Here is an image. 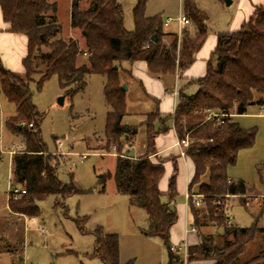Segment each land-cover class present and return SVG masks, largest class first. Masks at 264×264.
I'll return each instance as SVG.
<instances>
[{
  "label": "trees",
  "instance_id": "1",
  "mask_svg": "<svg viewBox=\"0 0 264 264\" xmlns=\"http://www.w3.org/2000/svg\"><path fill=\"white\" fill-rule=\"evenodd\" d=\"M147 1H138L133 10L134 29L128 31L124 9L118 0H91L87 10L81 9L82 0H73L72 28L79 30L85 40V50H82L75 40L57 38L62 27L56 16L57 6L49 4L48 0H0L9 31L24 34L29 40L23 75L7 70L0 57L1 90L17 110L6 122V127L15 137L23 136L26 142V150L12 159V182L15 187L25 188L27 194L9 201V210L18 216L37 218L40 215L37 204L49 196L65 200L80 193L74 185L60 181V158L50 153L43 141V117L32 100L34 78L40 77L36 85L41 90L46 81L57 76L61 88L74 96L86 90L89 76L101 75L106 78L105 96L109 109L105 136L110 145H116L119 154L114 174L108 172L98 176L102 192L113 180L117 192L129 199L131 207L148 213L150 229L145 234L164 241L169 254L167 264H185L171 251V232L178 222L175 207L179 195L178 165L173 162L168 191L163 193L160 183L169 160L158 164L151 160L158 151L157 137L168 133L171 129L167 123L173 122L178 137L189 136L191 142L186 156L194 165V176L188 192L203 197L201 208L195 206L192 197L189 200L190 227L200 231L212 224L220 231V234L203 236L197 247L189 249L188 261L208 259L215 264H264V249L251 260H242L257 235H264V228L258 223L250 228L229 226L224 210L226 196L252 193L244 181H232L228 172L236 166L241 151L254 147L256 133L243 129L232 117L220 125L209 121L207 116L213 111L245 115L253 105L264 106V7H257L240 30L217 36L206 76L181 89L173 115L164 116L158 112L159 125L147 126V153L133 159L123 155L126 146H132L131 139L138 130L123 125L127 101L120 73L132 76L134 64L145 62L152 77L175 80L195 63L208 38V16L194 0H184L185 15L192 25L180 42L176 33L166 31L160 18L147 17ZM48 13H52L50 17L46 16ZM84 56L86 61L79 66L78 60ZM125 64L128 67H124ZM195 86V95L186 94ZM257 94L262 97L256 100ZM79 228L86 234L84 227L79 225ZM95 237L94 258L103 264H134L121 261L117 235L99 228Z\"/></svg>",
  "mask_w": 264,
  "mask_h": 264
},
{
  "label": "rangeland",
  "instance_id": "2",
  "mask_svg": "<svg viewBox=\"0 0 264 264\" xmlns=\"http://www.w3.org/2000/svg\"><path fill=\"white\" fill-rule=\"evenodd\" d=\"M51 1L63 6L60 21L57 19L62 27V33L57 38L73 40L70 36L71 28L67 25L69 17L64 7L68 0H48V3L51 4ZM138 1L118 0L124 9L125 28L128 31L134 29L133 10ZM194 1L208 16V38L211 39L221 33L240 30L257 7H264V0H232L233 4L230 6L225 0ZM88 7L89 0H83L81 9L87 10ZM51 14L48 13L46 16L50 17ZM180 14H185L184 0L147 1V17H157L165 23L168 18L176 19ZM75 33L78 34L76 30ZM75 36L80 39L78 35ZM79 47L83 48L81 45ZM86 58L85 56L79 58L78 65L84 64ZM124 67L128 65L125 64ZM149 76L157 82L148 84L145 79H135L123 72L120 73L123 88L127 87L124 90L127 115L124 117L123 125L138 130L137 135L131 139L132 146H126L124 149V156H145L148 148L147 126L155 123L158 126L159 109L161 112L172 113L179 99L173 94H166L167 89L168 91L175 89L178 80H158ZM179 76L177 79L181 80L182 76ZM34 79L38 83L40 77L36 76ZM141 81H145L149 94L156 93L160 97L157 100L150 98ZM36 83L31 86L32 100L43 117L41 127L43 141L50 153L60 158V181L74 185L80 193L65 200L58 196H49L39 202L37 205L40 215L35 218L36 220L10 212L9 193L13 186L12 159L15 156L11 157L9 152L14 146L26 142L23 136L15 137L6 127V122L16 115L17 110L14 104L5 99L0 86V264H103L93 257L95 232L99 228L107 234L119 237L123 263L133 261L134 264H167L164 241L145 234L150 229L148 213L138 207H131L129 199L119 195L113 180L107 183L104 193L98 185L99 175L108 172L114 174L119 156L116 145H110L105 136L109 112L105 96L106 78L101 75L89 76L86 90L74 96L61 88L57 76L46 81L41 90L37 89ZM261 97L257 94L255 98L257 100ZM61 99H64L63 104L60 102ZM233 119L243 129L254 131L256 142L252 149L239 153L236 166L228 172L232 181H244L252 192L247 196L248 199H231V220L242 228H250L256 223L264 228V106L253 105L246 115ZM167 126L171 128V122H168ZM124 141L120 140L121 143ZM82 156H87V159H82ZM167 160L178 162L176 157ZM179 167L180 174L177 178L179 195L175 207L179 221L184 224L188 222L190 215L187 193L193 164L186 156L179 160ZM165 168L166 174L160 183V190L163 193L168 191L173 165L166 164ZM247 201L250 202V206H246ZM79 225L84 227L86 234L81 232ZM42 228L44 232L41 231ZM198 233L202 239L203 236L213 234V230H207L204 234ZM262 249L264 235L259 234L248 246L242 260H251Z\"/></svg>",
  "mask_w": 264,
  "mask_h": 264
},
{
  "label": "crops",
  "instance_id": "3",
  "mask_svg": "<svg viewBox=\"0 0 264 264\" xmlns=\"http://www.w3.org/2000/svg\"><path fill=\"white\" fill-rule=\"evenodd\" d=\"M90 1L91 0H89V7L88 8H90ZM82 2H83V0H82ZM51 4L57 6L56 16H57V19L60 21V18H61L60 13H62L61 11L63 9V6L60 5L56 1H54V2L51 1ZM232 4H233V2H232ZM72 5H73V0H68L66 2V4L64 5V7L66 8V9L64 8L65 12L69 17V21H68L67 25L71 28L70 36H71V39L76 40L78 42V44L81 45V47L85 48V40L82 37L81 32L77 29L72 28ZM9 29H10L9 25L5 22L4 17H3V13H2V9L0 7V57L2 59L4 67L7 70L23 75L25 73L24 60L26 59V57L28 55V41L29 40H28V37L26 35L12 33L9 31ZM75 30L77 31L78 34L75 33ZM166 30L169 33H176L177 32V25L174 23L169 28H166ZM75 35H78L80 37V39L78 40ZM216 46H217V36L213 37L212 39L207 38L205 45L203 46V48L201 49V51L197 55L195 63L188 70H186L183 74H181L182 79L181 80L179 78L177 79V76H176L175 81H177V80L178 81L176 82V87L175 86L174 87H175V89L176 88L178 89L179 93L181 91V88H184L185 86H187L192 81L204 78L206 76L207 68H208V60L210 59V57H211L212 53L214 52ZM139 67H140V69H139ZM141 70L143 71L142 73L140 72ZM146 75H148V76H146ZM132 77H134L135 79H137V78L138 79L139 78L145 79V81L148 82V84L149 83L151 84L153 81L157 82L156 80L149 78L150 76H149V72H148V65L145 62H137L134 64V66L132 68ZM178 77H180V76L178 75ZM145 81H141V82H142L143 87L145 88L146 92L148 93L150 98H152V99L156 98V100H157L158 97H160V95H157L156 93H154L155 95L152 93L149 94L150 91L147 90L148 88L144 84ZM174 90H171V91L167 90L166 94H173ZM196 92H197V87L195 86V87L188 89L186 91V94L193 96L196 94ZM178 98H179V95H178ZM160 105H161V102H160ZM177 105H178V101H177V103L175 105V109L173 110L172 113L161 112L160 109H159V112L164 116L173 115L175 113ZM242 116H244V115H235L233 118L237 119V118L242 117ZM125 126H127V125H125ZM129 127H131V126H129ZM170 129L171 130L168 133L161 134L157 137L156 147H157L158 151H157V154L154 155L155 157L151 156V160L153 163L158 164L160 162L159 161L160 159L167 160L170 157H176V161H178L176 163H178L177 165H178V169H179V173H178V176H179V174H180L179 160H181L182 157L180 154V149L176 146V143H177L179 138H178V135H177V133L173 127V122H171V128ZM139 157H140L139 155L134 156V157L131 156V158H133V159H138ZM187 159H189V158H187ZM191 163H192V161H191ZM166 164H172L173 165V161L169 160L165 163V166H166ZM173 169H174V166H173ZM193 176H194V165H193V171L189 176L188 184H190V182L192 181ZM188 184H187V186H188ZM191 222H192L191 215H189V217H188V222L186 221L184 224H183V222L181 223L179 221V215H178V222L172 228V232H171V245L172 246L181 247L183 242L187 241L188 245H189V249H193V248L197 247L201 241L200 236H199L200 234L198 232H200L201 234H204V232L207 230H213V234H220V231L217 230L215 227H213L212 224H209V225L201 228L200 231H198L197 233L189 231V233L187 234L186 232L190 228ZM211 235H212V233H211ZM167 255L165 256V258L167 260L166 263H168V259H169L168 251H167ZM180 257L182 258V260L185 264H215V262L213 260L197 259V260H193V261H188V260H185V258L183 256L180 255Z\"/></svg>",
  "mask_w": 264,
  "mask_h": 264
},
{
  "label": "built area",
  "instance_id": "4",
  "mask_svg": "<svg viewBox=\"0 0 264 264\" xmlns=\"http://www.w3.org/2000/svg\"><path fill=\"white\" fill-rule=\"evenodd\" d=\"M174 23L177 25L176 35H177V38L180 42L185 31L191 26L192 23H191V20L185 14H180V16L176 19L168 18L165 21L164 26H165V28H169ZM173 94L175 96L179 95V91L177 88L174 90ZM207 116H208L209 121H216L218 124L222 125L225 123L226 118H231V117L233 118L235 115L213 111V112H209L207 114ZM30 127H33V125H30ZM190 144H191V142H190L189 136H187L184 139H180V138L178 139L176 146L180 149V154L183 158L186 157V152H187V149L190 147ZM25 150H26V143H23L21 145L14 146L13 150H11L9 152V154L11 157H13L16 154L23 153ZM82 159L86 160L87 156H82ZM230 182H231V180L229 181V183ZM26 194H27V191L25 188H22V187L19 188V187H13L12 186L11 191L9 193V201L18 200ZM191 197L193 198V202H194L196 207H198V208L202 207V205H203V197L202 196L191 195L188 192L187 193L188 201L191 199ZM226 198L227 199L225 202L224 210H225V215L228 218V225L231 226L232 224H234L233 221L231 220V212H232L231 207H230L231 206V203H230L231 199H233V198L248 199V197L247 196H230V195H228V196H226ZM246 206H250V202L247 201ZM33 219L36 220L35 218H33ZM41 231L44 232V229L42 228ZM189 231L196 232V233L198 232V230L196 228H191V227L187 230L186 233L188 234ZM171 251L174 254H178L179 256L180 255L183 256L185 258V260L189 259V245H188L187 241L183 242L181 247L171 246Z\"/></svg>",
  "mask_w": 264,
  "mask_h": 264
},
{
  "label": "water",
  "instance_id": "5",
  "mask_svg": "<svg viewBox=\"0 0 264 264\" xmlns=\"http://www.w3.org/2000/svg\"><path fill=\"white\" fill-rule=\"evenodd\" d=\"M225 2H226V4H227L228 6H230V5L232 4V0H225ZM123 89L126 90L127 87L124 86ZM60 102H61V104H63V103H64V99H61ZM20 129H22V126H20Z\"/></svg>",
  "mask_w": 264,
  "mask_h": 264
}]
</instances>
